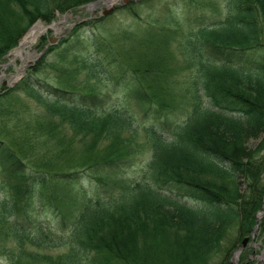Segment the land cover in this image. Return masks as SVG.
<instances>
[{"label":"trees","instance_id":"16d2710c","mask_svg":"<svg viewBox=\"0 0 264 264\" xmlns=\"http://www.w3.org/2000/svg\"><path fill=\"white\" fill-rule=\"evenodd\" d=\"M95 1L0 0V58L36 21ZM153 1H133L123 11L139 17L154 10ZM181 2L204 22L186 37L193 105L183 123L172 124L168 101L177 7L168 18L149 15L147 29L118 21L115 30L102 17L78 24L58 52L87 69L84 91L63 81L40 88L46 80L38 72L54 50L48 47L25 79L0 94V116L15 112L18 89L52 116L38 120L35 137L0 129V257L11 264H204L219 252L229 258L252 238L264 204V0ZM98 89L171 128L170 139L144 130L153 149L137 173L130 170L138 145L124 135L131 119L114 105L98 108L106 101ZM74 198L78 215L68 220ZM42 214L58 218L60 231L44 225Z\"/></svg>","mask_w":264,"mask_h":264},{"label":"rangeland","instance_id":"374dc122","mask_svg":"<svg viewBox=\"0 0 264 264\" xmlns=\"http://www.w3.org/2000/svg\"><path fill=\"white\" fill-rule=\"evenodd\" d=\"M105 1L108 0H98L84 4L76 8L74 11L63 15L57 13L56 19L49 23L42 20H38L33 23L21 40H19L18 44L4 57L0 58V94H5L8 89H14L23 79H25V77L31 73V68L39 63L47 54L48 47H52L54 50L48 54L46 58H44L46 61V67L41 68L38 72L40 79L46 80V82L40 83V88L47 87L49 85L48 83L51 85H57L59 81H63L61 84L69 85L70 87H68V89L84 91V88L86 87L84 84L88 79L87 69L84 67L82 68V64L76 60L74 56H71L70 54L63 55L58 52L62 48L65 41L73 37L72 32L78 24L92 19H100V17L103 16L102 19L110 18V21L113 20L116 23L114 26L115 30L119 29L120 25H122L118 21L125 24L131 23L140 26L141 29H147L149 28V15L152 13L154 14L157 11H161L159 17L168 18V15L170 14L169 7H177L178 14L174 15L175 22L170 27L172 30H178V38L171 44L172 54L168 56L167 62L168 68L174 73L173 80L169 81L171 92L169 93L170 99L168 101L169 103H172L171 105L174 109L172 124L183 123L193 105L190 100V93L186 90V88L192 83V70L185 64L184 54L186 52V48H188L186 45V37L191 32L195 33L198 28L201 27L200 24H204V22L196 23V20L191 17L190 13L183 9L181 0H155L152 2L154 10L145 9L144 12H140L139 17L132 15L128 10L123 11V7L130 2H139L140 0H129L128 2L121 0L110 8L104 5ZM223 4H226V2H220V10H218L220 16L223 15V11L221 10L223 9ZM105 11L110 12L105 14ZM187 15L190 16L187 18ZM207 21H211V19H208ZM39 22L47 26H52L54 23H60L61 26L65 27V29L58 34H55L54 29H49L38 38L36 43L30 49L31 52L36 51V60L30 63L31 66H28L25 69L22 76L11 84L10 81L12 77L16 75L17 68L21 65L20 61H13L12 53L20 46L22 39L31 30V28ZM111 32L113 33V31ZM135 41L136 36L131 35L129 37V47H132ZM40 53H42L41 56H39ZM5 82L7 84H5ZM98 92L99 96L106 98V101L96 102L98 108L103 109L107 106V104L110 106L114 105L123 114L131 119L129 130L125 131L124 135L127 137H133V140L138 145L137 150L139 154L136 155V160L134 162L135 167L134 170H130V173H137L143 162L150 157L153 149V142L148 140L144 130H156L157 133L162 134L165 139H170L171 128L168 126H162L160 120L153 116L151 118L144 117L142 114L143 110L137 108L133 103H127L125 99L120 98L116 93H114L115 95L113 96V92H111L110 96L108 94V96L105 97L104 91H99L98 89L97 93ZM18 95L19 100L16 103L17 105H15V112L6 113L4 116H0V129L2 131V125L5 124L6 127H4V129H9V131L14 133L17 138L23 136L24 133H28V135L35 137L38 120H44L45 118L50 119L52 116H49L47 111L35 99L28 97L26 93L23 94L22 90L18 89ZM49 96L52 97L51 95ZM113 99L117 102H113ZM256 143H258L257 140L251 141L250 146L253 147ZM75 144H80L79 138L75 139ZM4 180V175L0 174V181ZM261 184L264 186V174L261 178ZM79 200V198H74L67 205L66 214H64L68 220H73L78 215L79 208L75 207L74 204H76ZM262 213L263 215L260 218L259 224H257L256 221L250 234V237L252 238H246L247 242L245 246L237 244L238 247L231 251L229 258H226L225 252H219L204 264H260L259 257H261L264 253V204L261 210L257 212L256 217L258 218V216ZM40 219L44 225L49 224L53 230L60 231L58 218L50 214H42ZM234 236L235 230L232 229V236L225 237L223 240L222 244L224 249L232 243ZM64 250L66 251V249ZM238 250L241 251L238 252ZM0 264L11 263L7 257L1 256Z\"/></svg>","mask_w":264,"mask_h":264},{"label":"bare ground","instance_id":"6f19581e","mask_svg":"<svg viewBox=\"0 0 264 264\" xmlns=\"http://www.w3.org/2000/svg\"><path fill=\"white\" fill-rule=\"evenodd\" d=\"M120 1L121 0H108L104 2V5L110 8ZM95 5H98V4H95ZM49 29H54L55 34H58L63 29H65V27L61 26L60 23H54L52 26H47L39 22L31 28V30L22 39L20 46L13 51L12 53L13 61H20L21 65L17 68L16 75L12 77L10 81L11 84L17 81L22 76L25 69L30 65V63L36 60L37 58L36 52L35 51L31 52L30 49L36 43L38 38ZM262 215L263 213L260 216H258L257 218L258 223L260 222V218ZM259 260H260L259 263L263 264V261H264L263 254L261 257H259Z\"/></svg>","mask_w":264,"mask_h":264},{"label":"water","instance_id":"95a60500","mask_svg":"<svg viewBox=\"0 0 264 264\" xmlns=\"http://www.w3.org/2000/svg\"><path fill=\"white\" fill-rule=\"evenodd\" d=\"M125 2H128V0H125ZM110 11H107L105 14H108ZM36 52V51H35ZM42 53L39 54V56H41ZM6 84V83H5ZM246 242H247V239L243 241L242 245L245 246L246 245ZM241 250H238V252H240ZM264 255V253H263Z\"/></svg>","mask_w":264,"mask_h":264}]
</instances>
